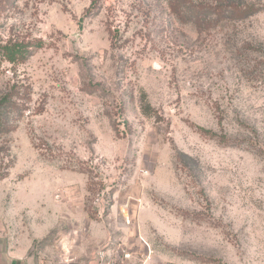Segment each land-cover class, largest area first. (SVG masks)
<instances>
[{"label": "rangeland", "instance_id": "rangeland-1", "mask_svg": "<svg viewBox=\"0 0 264 264\" xmlns=\"http://www.w3.org/2000/svg\"><path fill=\"white\" fill-rule=\"evenodd\" d=\"M188 1L0 9V264H264V0Z\"/></svg>", "mask_w": 264, "mask_h": 264}, {"label": "trees", "instance_id": "trees-1", "mask_svg": "<svg viewBox=\"0 0 264 264\" xmlns=\"http://www.w3.org/2000/svg\"><path fill=\"white\" fill-rule=\"evenodd\" d=\"M9 0H0V9L3 7V5H8L7 2ZM175 1V3H173V8L175 9L176 13L181 15L184 14V7L187 6L186 4H190V2L188 0H173ZM191 5V4H190ZM203 6V5H201ZM191 7V6H189ZM211 9L215 10V11H219L220 13V17H231V18H239V17H246L248 15H250L252 12L250 11V8H247L246 6H241L239 3L236 2H228L225 5H219V6H210ZM3 9V8H2ZM225 15V16H224ZM194 21L195 23L199 26L202 27V25H206L205 21L199 17V16H194ZM4 51H6L5 53L11 57L15 56V50H11L12 48H10V45H4V46H0ZM11 52H13L12 54H10ZM22 53V52H21ZM7 56V57H8ZM2 105V103L0 104ZM151 108V105L147 102L145 104V106H143V111L145 113H149V109Z\"/></svg>", "mask_w": 264, "mask_h": 264}, {"label": "built area", "instance_id": "built-area-1", "mask_svg": "<svg viewBox=\"0 0 264 264\" xmlns=\"http://www.w3.org/2000/svg\"><path fill=\"white\" fill-rule=\"evenodd\" d=\"M146 245L149 244L146 242ZM95 264H126L134 257L133 253L128 250L122 252H114L112 249H101L97 252ZM152 251L148 250L140 258L138 264H152Z\"/></svg>", "mask_w": 264, "mask_h": 264}]
</instances>
